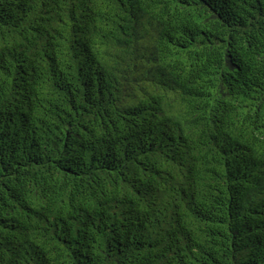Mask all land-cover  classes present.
<instances>
[{
  "label": "trees",
  "instance_id": "obj_1",
  "mask_svg": "<svg viewBox=\"0 0 264 264\" xmlns=\"http://www.w3.org/2000/svg\"><path fill=\"white\" fill-rule=\"evenodd\" d=\"M0 264H264V0H0Z\"/></svg>",
  "mask_w": 264,
  "mask_h": 264
}]
</instances>
